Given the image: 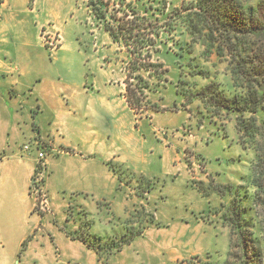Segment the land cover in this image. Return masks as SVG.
Wrapping results in <instances>:
<instances>
[{
    "label": "rangeland",
    "instance_id": "374dc122",
    "mask_svg": "<svg viewBox=\"0 0 264 264\" xmlns=\"http://www.w3.org/2000/svg\"><path fill=\"white\" fill-rule=\"evenodd\" d=\"M89 1L42 0L32 15L19 6L16 13L27 17L26 34L19 36L17 29L0 34V60L25 64L29 70L23 82H32V89L25 93L37 91L46 103L53 104L39 116L47 137H24L18 143L21 161L34 145L37 157L44 154L43 159L38 157L27 189L17 192L6 170L0 168V223L22 221L36 226L35 239L6 243L3 252L8 257L0 255V264L223 261L231 234L220 215L233 195L217 193L223 189L217 186L234 189L240 185V191H249L255 152L241 144L237 114L220 111L190 93L215 84L232 96L235 90L227 62L214 53L205 54L199 43L192 44L179 25L171 34L161 31L159 38L147 35L155 41L149 50L160 51L156 57L168 72L162 84L142 73L150 87L143 104L133 111L124 97L130 56L105 32L104 20L95 18ZM103 1L109 3L106 22L113 23L109 13L122 16L121 3L135 9L139 17L144 15L141 29L149 33L157 31L158 27L152 28L154 23L171 21L168 15L183 0ZM32 5L33 0H28L27 7ZM3 13L0 7V16ZM127 14L131 20L133 14ZM23 40L27 48L19 46ZM181 47L183 53L178 57L175 53ZM197 71L206 76L192 75ZM73 103L77 109H72ZM55 113L63 117L58 123L71 148L83 145L90 153L74 165L63 157L57 173L60 184L54 179V186L47 189L46 179L52 176L47 174V160L73 153L69 148L52 147L54 139L61 137L51 125L50 114ZM31 131L35 132V126ZM40 142L43 146L38 147ZM4 159L9 160L6 148L0 151V164ZM85 189L90 194L77 192ZM254 212L264 251V211L257 208ZM84 223L90 225L89 235L112 242L124 238L126 243L101 259L73 238ZM16 235L6 234L13 239Z\"/></svg>",
    "mask_w": 264,
    "mask_h": 264
},
{
    "label": "trees",
    "instance_id": "16d2710c",
    "mask_svg": "<svg viewBox=\"0 0 264 264\" xmlns=\"http://www.w3.org/2000/svg\"><path fill=\"white\" fill-rule=\"evenodd\" d=\"M108 4L103 0L89 1L95 18L104 20L105 32L113 42L121 43L130 56L124 97L133 111L143 104L150 87L142 73L162 84L168 72L156 57L160 51L149 50L155 41L147 35L154 34L159 38L161 31L171 34L179 25L190 36L192 44L199 43L205 47V54L214 53L227 62L235 90L232 96L216 89L215 84L206 85L190 95L220 111L237 114L236 128L241 144L253 149L255 162L248 181L249 191H240V185L234 189L231 185L217 186L223 188L218 189L217 193L233 195L220 215L230 230V248L226 259L207 264H263L262 233L254 211L257 208L264 211V0H183L168 15L171 21L154 23L152 28L161 29L156 28L157 31L150 30L149 33H145L146 28L141 29L144 15L139 17L135 9L121 3L118 11L122 12V16L109 13L113 23L106 22ZM122 5L127 9H122ZM127 12L133 14L131 20L126 19L129 17ZM148 26L151 25L147 23ZM182 53L181 47L175 55L181 57ZM152 56L157 59L151 61ZM192 75L206 76L199 71ZM130 80L135 83H129ZM179 93L187 96L184 92ZM246 114L247 118L244 116ZM108 166L115 172L110 164ZM197 190L202 193L199 187ZM89 228V223L79 226L73 238L93 250L101 259L126 243L124 238L112 242L89 235Z\"/></svg>",
    "mask_w": 264,
    "mask_h": 264
},
{
    "label": "crops",
    "instance_id": "0c3cea01",
    "mask_svg": "<svg viewBox=\"0 0 264 264\" xmlns=\"http://www.w3.org/2000/svg\"><path fill=\"white\" fill-rule=\"evenodd\" d=\"M28 0H2L0 3V7L5 9L6 13H3L0 16V34L2 32L11 31L17 29L20 35H25L26 32L24 31L25 24H27V17L23 16L24 14L16 13L19 9V6L27 14L32 15L35 11V5H41L42 0H33V5L31 8L27 7ZM34 18V17H33ZM31 23V22H30ZM25 40L21 41L19 44L20 47L27 48L28 44ZM61 47L58 51H60ZM23 59L24 56H21ZM22 61V60H21ZM29 69L25 64L19 65L17 62H4L0 60V151L6 148V157L9 160L4 159L3 163L0 164V168L5 169V173L11 179L10 186L14 187L18 192L19 189L21 191L27 189L28 181L34 175L35 172V164L38 160L37 157V146H31L29 152L24 154L23 160H19L18 157V143H20L21 138L27 137L28 139H40L47 137L46 128H44V124L41 122L40 115H43L47 109L53 107L52 103H46V99L43 94H40L37 91H32L28 94L25 91H28L31 88L32 82H28L27 84L23 82V79L27 75V71ZM15 74L18 77H15ZM48 100V99H47ZM11 104L8 108L7 105ZM12 106V107H11ZM48 107V108H47ZM50 107V108H49ZM78 106L76 103L72 104V109H77ZM116 108L112 106L111 111H115ZM71 111V110H70ZM32 115V117H31ZM117 115V114H114ZM116 116H114L115 118ZM63 117L59 113H55L53 115L50 114V120L52 122L51 125L54 126L55 130H58L61 133L60 139H54L52 143V147H64L69 148L73 151L72 154H59L57 157L53 158L50 157L46 164H47V174L51 173L52 176L55 177H48L46 179L45 188L49 189L50 187L54 186L52 181L54 179L60 184L59 176H58V169H60V161L63 157H66L70 163L73 165L77 163V161H81L80 158L84 159L85 154H89L85 146H78L76 148H71L70 142L66 139L60 127L62 125L59 120H62ZM118 121V118H115V121ZM22 123V125L20 124ZM35 126V132H32L31 129ZM120 127V126H119ZM113 132V130H112ZM45 139V138H44ZM38 140V139H37ZM83 144H86L84 140H80ZM91 143V142H89ZM86 144V145H89ZM43 146V143L40 142L38 147ZM110 158H106L109 160ZM104 160V162L106 161ZM103 162V163H104ZM103 167V166H102ZM105 168L101 169L102 173H106V178L110 181V175L107 171L104 170ZM72 170V169H71ZM74 171V170H73ZM70 171V173H75ZM64 174V173H63ZM60 177L62 176L59 174ZM89 177V176H87ZM9 187H7L8 189ZM89 189H85V191L80 190L77 191L78 193H87ZM73 191V190H72ZM36 226H32L30 222H19V223H10V222H3L0 223V255L5 256L7 258V254L3 252L6 243L15 241L16 243L20 244L25 239L33 236L32 238L35 239L36 235H34V230ZM12 229V231H10ZM12 232L13 234L17 233L16 237L8 238L6 236L7 233ZM10 239H13L12 241Z\"/></svg>",
    "mask_w": 264,
    "mask_h": 264
},
{
    "label": "built area",
    "instance_id": "2783aa9c",
    "mask_svg": "<svg viewBox=\"0 0 264 264\" xmlns=\"http://www.w3.org/2000/svg\"><path fill=\"white\" fill-rule=\"evenodd\" d=\"M38 157H39L40 159H43V158H44V154H43V153H39V154H38Z\"/></svg>",
    "mask_w": 264,
    "mask_h": 264
}]
</instances>
